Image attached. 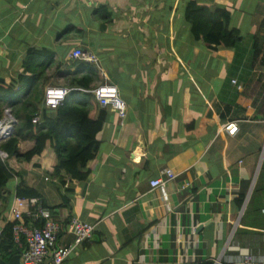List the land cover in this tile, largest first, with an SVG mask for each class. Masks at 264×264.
I'll return each mask as SVG.
<instances>
[{
    "label": "crops",
    "instance_id": "1",
    "mask_svg": "<svg viewBox=\"0 0 264 264\" xmlns=\"http://www.w3.org/2000/svg\"><path fill=\"white\" fill-rule=\"evenodd\" d=\"M188 1L0 0L1 78L25 90L16 78L28 49L51 51L44 99L45 89L66 88L79 47L97 57L98 84L116 87L126 104L122 120L104 108L85 181L52 178L49 156L21 173L23 188L64 225L61 244L71 241L70 216L95 224L62 264H264V0H195L229 12L228 28L242 36L232 53L192 37ZM69 26L82 31L63 35ZM230 121L233 136L223 130ZM32 147L18 143L20 153ZM165 169L175 179L163 202L149 181ZM20 180L1 191L0 237Z\"/></svg>",
    "mask_w": 264,
    "mask_h": 264
},
{
    "label": "trees",
    "instance_id": "2",
    "mask_svg": "<svg viewBox=\"0 0 264 264\" xmlns=\"http://www.w3.org/2000/svg\"><path fill=\"white\" fill-rule=\"evenodd\" d=\"M184 17L190 24L192 37L202 40L213 52H217V47L230 52L242 39L238 30L228 28L230 14L226 10H211L207 4L189 0ZM70 31L82 30L69 26L63 35ZM253 39L258 55L261 50L260 38L254 35ZM53 57L54 54L45 49H28L22 72L16 78V83L26 85L25 90L19 86L13 87V80L0 77V120L5 109H9L16 120L11 136L0 142V150L7 155L4 161L0 159V200L2 189L13 176L21 178L16 187V197H35L37 194L33 189L23 188L21 173L27 167H42L45 157H50L46 173L60 183H64L63 175L71 181H85L90 174L87 163L97 157L99 143L96 135L105 122L107 111L99 106L93 95L71 90L57 109L44 106L41 91ZM72 66L74 70L66 73V88L92 90L101 82L100 70L95 65L74 60L70 62ZM35 117H39V121L34 124L32 120ZM187 128L188 125L185 132H189ZM20 141H32L33 147L20 153ZM242 201L243 198L237 200L239 205ZM24 219L30 221L26 216ZM12 226L7 223L0 237V258L4 261L21 251L13 242Z\"/></svg>",
    "mask_w": 264,
    "mask_h": 264
},
{
    "label": "built area",
    "instance_id": "3",
    "mask_svg": "<svg viewBox=\"0 0 264 264\" xmlns=\"http://www.w3.org/2000/svg\"><path fill=\"white\" fill-rule=\"evenodd\" d=\"M70 60H79L95 65L98 69L97 57L84 52L81 48H73L69 54ZM235 83V81H232ZM71 90H78L94 96L96 102L102 108H108L115 112L120 120L125 117L126 104L119 95L116 87L107 83L98 84L92 90L47 88L44 90V106L55 110L65 100ZM39 117H35L32 123H37ZM16 120L9 109H5L0 120V142L11 136ZM224 132L229 136L236 134L238 127L234 121L227 122L223 126ZM7 155L0 150V159L4 161ZM162 174L164 179L158 178L149 181L151 189H158L163 202L167 201L165 185L175 179V174L170 169H165ZM12 213V238L15 245L20 248L21 264H62L69 254L78 246L92 240L95 224L83 221L76 216H70L65 224L66 231L71 236V241L65 244L59 242V234L62 223L44 207L41 200L36 197L18 198L15 196ZM24 216L30 221H25ZM51 255L48 259V256ZM241 264H251L250 258H244Z\"/></svg>",
    "mask_w": 264,
    "mask_h": 264
},
{
    "label": "water",
    "instance_id": "4",
    "mask_svg": "<svg viewBox=\"0 0 264 264\" xmlns=\"http://www.w3.org/2000/svg\"><path fill=\"white\" fill-rule=\"evenodd\" d=\"M0 264H21V258L19 254L11 256L7 261L0 258Z\"/></svg>",
    "mask_w": 264,
    "mask_h": 264
},
{
    "label": "rangeland",
    "instance_id": "5",
    "mask_svg": "<svg viewBox=\"0 0 264 264\" xmlns=\"http://www.w3.org/2000/svg\"><path fill=\"white\" fill-rule=\"evenodd\" d=\"M260 67H261V65H260Z\"/></svg>",
    "mask_w": 264,
    "mask_h": 264
}]
</instances>
